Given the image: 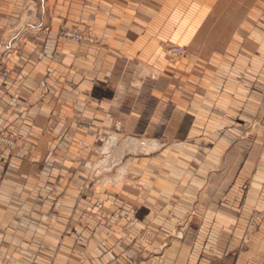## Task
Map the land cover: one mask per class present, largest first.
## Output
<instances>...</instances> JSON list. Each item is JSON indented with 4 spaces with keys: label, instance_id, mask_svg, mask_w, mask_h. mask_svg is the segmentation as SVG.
<instances>
[{
    "label": "crops",
    "instance_id": "1",
    "mask_svg": "<svg viewBox=\"0 0 264 264\" xmlns=\"http://www.w3.org/2000/svg\"><path fill=\"white\" fill-rule=\"evenodd\" d=\"M25 15L0 62V264H264V0H0V45Z\"/></svg>",
    "mask_w": 264,
    "mask_h": 264
},
{
    "label": "rangeland",
    "instance_id": "2",
    "mask_svg": "<svg viewBox=\"0 0 264 264\" xmlns=\"http://www.w3.org/2000/svg\"><path fill=\"white\" fill-rule=\"evenodd\" d=\"M39 1H43V0H39ZM38 8H40V7H38ZM31 11H33L34 9H33V6L31 5L30 6V8H29ZM24 19H26L25 21H21V23L19 24V25H17V26H15L14 28H11V30H9V32H11L8 36H7V34L5 35V37H4V40H3V42L4 43H2V45H0V62H1V60L3 61L4 60V58H5V55L7 54V53H9L10 51H12L13 49H15L16 47H17V43L22 39V37H23V35L21 34L22 32H23V30L24 29H21L22 28V26H26L25 27V30H27V31H32V29H33V31L35 30V28H37V23L35 24V20L32 18V20H29V18H27V15H25V18ZM35 32H36V30H35ZM64 33H76L75 31H71V30H68V31H62V32H60V35H61V37H63V38H65V39H67L68 41H71V42H73V43H79L81 40H79L78 42H76V41H73V40H71L70 38H66L65 36H64ZM78 35H80L79 33H77ZM14 35V36H13ZM13 36V37H12ZM81 37H83L82 35H80ZM84 38V37H83ZM85 39V38H84ZM83 39V40H84ZM108 124H109V127L115 132V133H117V132H119L120 130H121V127H122V125L119 123V122H116V121H112V120H109V122H108ZM116 124L118 125V127H119V129H116L115 128V126H116ZM115 137L116 138V140L115 141H113V140H111V144L109 145V147H108V151L105 153V151H104V147H105V145H107L108 144V142L110 141V139L112 138V137ZM98 138V137H97ZM98 143H99V145H100V149L97 151V154L100 156V160H99V162L101 163L105 158L109 161V159H110V157L111 158H113V159H117L118 157H119V154H117V152H114V154H111V150L114 148V147H118L119 145L117 144L118 143V137H117V135H104V136H101V137H99L98 138ZM11 145H10V140L9 139H7L6 137H5V139L4 138H2V136L0 135V147H10ZM121 149H122V147H121ZM130 152L132 153V154H138V153H140L139 151H135L134 149L132 150H130ZM150 152V151H149ZM118 155V156H117ZM0 156H1V154H0ZM101 165V164H100ZM99 165V167H98V170L99 171H107V170H109V171H111L112 169H113V165H115V164H112V166H107L108 165V163L107 164H105V165H101L100 166ZM111 165V164H110ZM4 170H5V165H4V163L0 160V174L1 173H3L4 172ZM189 218H191V215L188 217V219ZM138 239H140V241H142L143 243H146V241L148 242L149 240H150V235H149V233L148 232H146V231H143L139 236H138ZM139 259H140V257H137V258H135L134 259V261H133V263L132 264H139ZM141 260V259H140Z\"/></svg>",
    "mask_w": 264,
    "mask_h": 264
},
{
    "label": "built area",
    "instance_id": "3",
    "mask_svg": "<svg viewBox=\"0 0 264 264\" xmlns=\"http://www.w3.org/2000/svg\"><path fill=\"white\" fill-rule=\"evenodd\" d=\"M66 38H70L73 41L78 42L79 40H83L84 38L78 35L77 33H64ZM168 53L171 57H182L185 55V51L177 46L168 47ZM116 129H119L118 125L115 126Z\"/></svg>",
    "mask_w": 264,
    "mask_h": 264
}]
</instances>
